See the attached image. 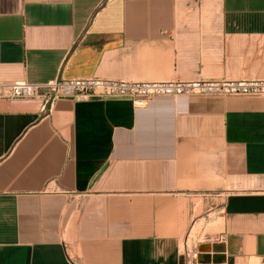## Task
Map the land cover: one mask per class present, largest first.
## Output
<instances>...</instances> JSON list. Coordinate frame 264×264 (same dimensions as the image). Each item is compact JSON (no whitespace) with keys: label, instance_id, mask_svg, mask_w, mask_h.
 Instances as JSON below:
<instances>
[{"label":"crops","instance_id":"crops-1","mask_svg":"<svg viewBox=\"0 0 264 264\" xmlns=\"http://www.w3.org/2000/svg\"><path fill=\"white\" fill-rule=\"evenodd\" d=\"M61 77L264 79V0H0V85ZM0 264H264V100L0 98Z\"/></svg>","mask_w":264,"mask_h":264},{"label":"built area","instance_id":"built-area-1","mask_svg":"<svg viewBox=\"0 0 264 264\" xmlns=\"http://www.w3.org/2000/svg\"><path fill=\"white\" fill-rule=\"evenodd\" d=\"M244 95L264 100V79L253 80H147L127 81L90 78H57L41 83L16 80L0 85V98L38 99L40 110L49 111L51 104L62 97L73 99L129 97L135 107L145 106L157 97L179 95ZM48 106V107H47ZM212 244V243H202ZM197 247L199 253H205ZM187 263L199 262L193 253Z\"/></svg>","mask_w":264,"mask_h":264},{"label":"water","instance_id":"water-1","mask_svg":"<svg viewBox=\"0 0 264 264\" xmlns=\"http://www.w3.org/2000/svg\"><path fill=\"white\" fill-rule=\"evenodd\" d=\"M219 247L220 244L219 243H212V244H202L200 246V250L204 251V252H213V253H216V252H219L221 249H214L215 247Z\"/></svg>","mask_w":264,"mask_h":264},{"label":"rangeland","instance_id":"rangeland-1","mask_svg":"<svg viewBox=\"0 0 264 264\" xmlns=\"http://www.w3.org/2000/svg\"><path fill=\"white\" fill-rule=\"evenodd\" d=\"M192 81V80H191ZM199 81H210V80H199Z\"/></svg>","mask_w":264,"mask_h":264},{"label":"bare ground","instance_id":"bare-ground-1","mask_svg":"<svg viewBox=\"0 0 264 264\" xmlns=\"http://www.w3.org/2000/svg\"><path fill=\"white\" fill-rule=\"evenodd\" d=\"M214 249L218 250V246H217V247H215Z\"/></svg>","mask_w":264,"mask_h":264}]
</instances>
